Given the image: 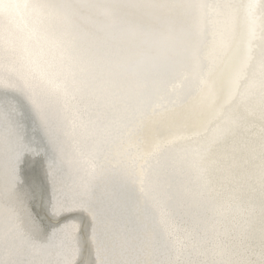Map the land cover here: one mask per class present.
Masks as SVG:
<instances>
[{
    "label": "snow or ice",
    "instance_id": "snow-or-ice-1",
    "mask_svg": "<svg viewBox=\"0 0 264 264\" xmlns=\"http://www.w3.org/2000/svg\"><path fill=\"white\" fill-rule=\"evenodd\" d=\"M21 13L26 14L23 28L17 22ZM84 13L102 20L91 34L74 24ZM209 35L218 62L215 72L199 54ZM258 36L264 41V0H0V264H85L75 259L77 248L66 224L70 217L62 216L74 210L87 212L93 225L94 255L87 264H264V78L259 85V163L251 177L260 198L258 208L254 204L237 226L242 246L220 239L209 246L201 236L190 249L182 241H166L165 253L134 241L101 194L106 169L95 147L81 152L72 177L60 137L47 131L53 98L67 114L87 104L93 108L87 124L93 140L126 145L131 152V137L125 139L124 133L150 106L154 85L188 71L195 74L203 97L200 113L215 121L218 138L226 141L232 128L223 119L225 111L233 124L251 123L256 115L251 95L256 83L249 70ZM261 63L264 77V46ZM30 112L44 136L29 134L25 117ZM185 142L182 165L205 173L210 157L201 141L182 130L170 141ZM29 161L45 166L46 183L25 172ZM138 179L143 186L152 182L147 173ZM167 195L161 188L159 199L146 197L145 217L162 208ZM36 200L46 207L52 227L37 224L31 210Z\"/></svg>",
    "mask_w": 264,
    "mask_h": 264
},
{
    "label": "bare ground",
    "instance_id": "bare-ground-1",
    "mask_svg": "<svg viewBox=\"0 0 264 264\" xmlns=\"http://www.w3.org/2000/svg\"><path fill=\"white\" fill-rule=\"evenodd\" d=\"M9 2V0H5ZM11 2L21 3L18 0ZM182 3L188 0H172ZM200 3L214 4L218 0H198ZM13 14L18 9H11ZM18 24L23 28L26 20L24 13L17 19ZM26 35V33H25ZM213 44L211 36L206 39L199 49L201 63L218 70V62L214 60ZM264 46L259 36L252 43V66L249 70L250 78L254 79L256 88L251 95L253 99L252 108L256 113L251 117V123L229 121L227 111L223 119L229 122L232 132L226 141L218 138V130L215 121H209L200 113L203 104V97L196 83V76L193 72L182 71L174 74L168 80L154 85V95L151 98L150 106L146 107L139 123L124 133V138L131 137L132 150L129 152L125 145L123 148L112 145H105L101 158V165L106 169L105 181L102 184L101 194L111 203L112 213L121 225L122 231H126L136 242L143 243L149 249H157L160 252L166 250L162 247L166 241H182L186 248H191L194 243L201 241L196 237H205L211 246L217 239L226 241L229 244L243 245L240 238L238 225L250 215L252 207L244 206L239 212L233 210L232 203L235 198L241 202L259 205V185H253L251 177L256 172L259 163L258 141L261 132L259 120V85L262 78L261 51ZM93 108L87 104L73 108L71 114H67L62 102L53 98L50 102L51 123L48 132L58 135L64 147L66 157L65 166L72 177H76L78 161L82 151L89 146L95 147L93 133L87 127ZM94 119V116H93ZM38 118L35 113H28L25 117V124L29 134L44 136L45 129L37 127ZM178 130L183 135L201 141L209 152V163L207 171L203 174L194 169L183 166L181 163L185 143H170L176 136ZM255 149V151H254ZM98 160V161H99ZM26 173L39 183H46L45 166L32 161L27 163ZM147 173L152 177L149 185L143 186L140 179ZM208 179V181H207ZM130 183H129V182ZM167 191L164 198L174 197H210L218 201L228 203L230 211L221 217H202L201 228L195 225L193 218L167 216L165 223L166 241L155 244L149 241L152 235L145 233V223H152L150 219L140 217L139 223L134 226L137 217H130L127 213L119 210L121 205L132 203L146 197L151 201L159 199V190ZM134 191V195H133ZM166 204L168 202L164 200ZM34 216L40 221L44 229L53 226V222L46 215V207L36 200L32 202ZM240 207V206H238ZM70 219L66 222L72 234V222H81L78 231V242L75 247L79 251L77 262L84 261L85 264L93 258L94 242L92 240V221L87 212L74 210L71 213L62 214ZM157 218V217H156ZM163 221L162 217H158ZM155 218L153 217V220ZM204 220L206 224H204ZM137 223V222H136ZM164 223V222H163ZM195 225V227H193ZM199 225V227H200ZM158 231L162 224L157 226ZM191 236L193 239H188ZM163 248V249H162ZM2 254V249H0ZM183 258V256H181Z\"/></svg>",
    "mask_w": 264,
    "mask_h": 264
},
{
    "label": "water",
    "instance_id": "water-1",
    "mask_svg": "<svg viewBox=\"0 0 264 264\" xmlns=\"http://www.w3.org/2000/svg\"><path fill=\"white\" fill-rule=\"evenodd\" d=\"M21 3H33L36 2V0H18ZM40 2L44 3H80V2H86V0H40ZM87 2H91V0H87ZM100 2H103V0H100ZM26 16V14H24ZM102 23L101 18L96 14V13H84L81 17L76 19L74 21V24L81 30L83 34H91L94 31H96L97 27L99 24ZM103 144H100L98 141H95V149L98 153V157L101 158V154L104 149ZM98 158V160H99ZM100 163V160L98 161ZM25 172L27 170V163L24 165ZM107 177V176H106ZM109 177V176H108ZM107 177V180H108ZM208 181V179H207ZM129 182V181H128ZM130 183V182H129ZM238 198H235L232 201V203L238 204L237 206H233V210L235 212H239V210L243 209L241 205L244 206H250L252 207L253 204H246L245 202H241L237 200ZM168 202L166 204L164 202V205L162 208L158 209L155 211V213L151 217H145V215L142 212V209L145 205L146 200L141 202L140 199L134 200L132 203H128L126 207L124 205L120 206V211L123 213H127L128 216L130 217H137L135 220L134 226H136L139 223L140 217H144L145 219H150V221H153L152 223H145L143 226L146 228L143 230L145 233L152 235L150 240H153L155 244H158L159 246L161 245L159 241H161V238L163 241H166L167 239L165 238V223L167 221V216H178V217H190L193 218L194 222L196 223L195 225L198 226V229L201 228L200 222L202 217H221L224 214L233 211L229 210L228 208V203L218 201L217 199L213 198L212 196L210 197H194V198H186V197H174V198H166L164 199ZM151 202V201H149ZM226 204H228L226 206ZM255 205L258 208V205L255 203ZM231 206V205H230ZM240 206V207H238ZM113 209V207H111ZM32 213L34 214L33 207L31 206ZM244 210V209H243ZM251 211V209H250ZM65 214V213H64ZM153 217L155 218L153 220ZM157 217V218H156ZM158 217H162L163 221H161ZM119 217H115V219H118ZM37 220V218H36ZM137 222V223H136ZM164 222V223H163ZM37 224L44 229L42 224L40 223L39 220H37ZM162 224V229L159 232L157 229V226ZM204 224H206V221L204 220ZM195 225L193 227H195ZM200 225V227H199ZM196 226V227H197ZM195 227V229H196ZM81 228V222H72V236L74 238L75 245L78 242V231ZM162 242V241H161ZM163 249V248H162ZM79 251L77 249V254L75 256V259L79 257Z\"/></svg>",
    "mask_w": 264,
    "mask_h": 264
}]
</instances>
